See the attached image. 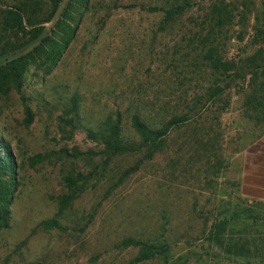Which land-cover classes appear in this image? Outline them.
Segmentation results:
<instances>
[{
  "label": "rangeland",
  "instance_id": "rangeland-1",
  "mask_svg": "<svg viewBox=\"0 0 264 264\" xmlns=\"http://www.w3.org/2000/svg\"><path fill=\"white\" fill-rule=\"evenodd\" d=\"M18 3L24 20L50 12L49 0H0L3 56L27 36L3 26V11ZM183 3L188 9L166 23L161 11L146 10ZM217 5L225 19L214 27L205 14ZM209 47L231 66L225 75L210 71ZM47 69L41 59L29 61L19 93L0 96V140L11 149L17 181L0 264H127L140 247H123V239L167 249L138 264H264V221L230 224L232 239L252 243L246 257L225 255L208 237L216 219L240 208L264 219V207L254 209L237 191L242 165L264 136V0H90ZM214 84L223 92L205 101ZM71 97L75 113L67 112ZM195 104L149 158L142 150L106 161L86 138L87 129L118 115L123 138L135 144L131 115L156 126ZM24 108L32 115L27 127ZM76 175L85 180L66 188L63 177ZM51 219L57 228L44 230Z\"/></svg>",
  "mask_w": 264,
  "mask_h": 264
},
{
  "label": "trees",
  "instance_id": "trees-1",
  "mask_svg": "<svg viewBox=\"0 0 264 264\" xmlns=\"http://www.w3.org/2000/svg\"><path fill=\"white\" fill-rule=\"evenodd\" d=\"M50 12L41 20H24L25 5L18 3L16 6L3 11V26L13 34L18 32L26 34L24 42L18 46L10 47L8 56L0 55V96L5 94L9 89L19 93L22 76L25 72V66L29 61L41 59L47 66V71L56 64L65 48L72 40L77 24L84 12H86L90 0H49ZM189 5L183 3L180 5L170 6L166 9L148 8V12L161 11L163 13V23L169 22L174 16L182 14L187 10ZM225 7L221 5L212 6L210 11L205 14L206 19L214 21V27L221 26L222 20L225 19ZM49 24V26H45ZM3 54L5 50L2 51ZM11 59V60H8ZM204 59L210 71L218 76L225 75L231 66L222 61L217 56L216 50L209 47L204 55ZM8 60V61H6ZM253 74V73H252ZM256 76V75H255ZM223 92V88L217 85L208 87L205 90V101L213 100ZM75 97L70 98L71 107L68 113L76 112ZM198 102H202L199 99ZM196 104H199V103ZM187 108L183 114H174L159 124L150 125L139 118L136 114L129 118V127L137 138L136 143H130L123 138L120 117H106L96 130L87 129L86 138L92 142H97L101 147V154L104 160L119 155L134 154L144 151L149 158L165 141L168 134L183 126L190 119L189 114H194V107ZM32 121V115L29 110L24 108L23 125L27 127ZM72 125V120H68ZM32 160V159H31ZM36 161V158H35ZM34 161V162H35ZM138 163L131 169L126 170L123 176L136 169ZM63 183L66 188H70L77 181H84L83 176L76 175L74 178L63 177ZM17 186L16 181V163L8 144L0 140V231L9 226L10 204L14 191ZM71 195L62 196L58 202L57 214H60L71 201ZM254 209H262L264 204L254 202ZM261 211H254L252 207L240 208L239 212L225 217V214L216 219L210 226L208 237L210 242L218 246L227 256L246 257L249 254L251 241L246 239H232L230 224L236 223L239 219L249 221L255 225L258 221H264ZM44 230L57 228L54 219L41 223ZM123 247L139 246L140 251L127 264H138L149 260L155 256L163 257L167 249L163 245H153L138 242L132 239H123L120 242Z\"/></svg>",
  "mask_w": 264,
  "mask_h": 264
},
{
  "label": "crops",
  "instance_id": "crops-1",
  "mask_svg": "<svg viewBox=\"0 0 264 264\" xmlns=\"http://www.w3.org/2000/svg\"><path fill=\"white\" fill-rule=\"evenodd\" d=\"M257 146L253 161L242 165L237 191L242 198L264 204V136H261Z\"/></svg>",
  "mask_w": 264,
  "mask_h": 264
},
{
  "label": "water",
  "instance_id": "water-1",
  "mask_svg": "<svg viewBox=\"0 0 264 264\" xmlns=\"http://www.w3.org/2000/svg\"><path fill=\"white\" fill-rule=\"evenodd\" d=\"M8 60H11V59H8ZM8 60H6V61H8Z\"/></svg>",
  "mask_w": 264,
  "mask_h": 264
}]
</instances>
